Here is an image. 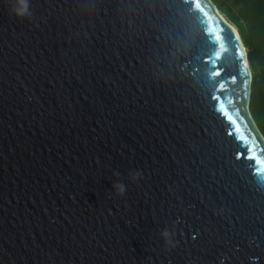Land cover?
Wrapping results in <instances>:
<instances>
[{"label":"water","instance_id":"95a60500","mask_svg":"<svg viewBox=\"0 0 264 264\" xmlns=\"http://www.w3.org/2000/svg\"><path fill=\"white\" fill-rule=\"evenodd\" d=\"M216 12L0 0V264H264V139Z\"/></svg>","mask_w":264,"mask_h":264},{"label":"trees","instance_id":"16d2710c","mask_svg":"<svg viewBox=\"0 0 264 264\" xmlns=\"http://www.w3.org/2000/svg\"><path fill=\"white\" fill-rule=\"evenodd\" d=\"M237 32L251 73L248 112L264 139V0H209Z\"/></svg>","mask_w":264,"mask_h":264},{"label":"bare ground","instance_id":"6f19581e","mask_svg":"<svg viewBox=\"0 0 264 264\" xmlns=\"http://www.w3.org/2000/svg\"><path fill=\"white\" fill-rule=\"evenodd\" d=\"M216 15L222 20V22L223 23H225V24H227V25H229L228 23H227V21L218 13V12H216ZM229 26H231V25H229ZM231 28L232 29H234L232 26H231Z\"/></svg>","mask_w":264,"mask_h":264},{"label":"rangeland","instance_id":"374dc122","mask_svg":"<svg viewBox=\"0 0 264 264\" xmlns=\"http://www.w3.org/2000/svg\"><path fill=\"white\" fill-rule=\"evenodd\" d=\"M224 18V17H223ZM225 19V18H224Z\"/></svg>","mask_w":264,"mask_h":264}]
</instances>
